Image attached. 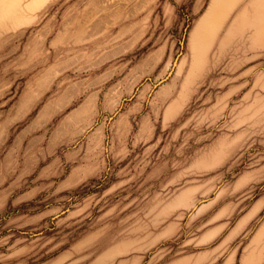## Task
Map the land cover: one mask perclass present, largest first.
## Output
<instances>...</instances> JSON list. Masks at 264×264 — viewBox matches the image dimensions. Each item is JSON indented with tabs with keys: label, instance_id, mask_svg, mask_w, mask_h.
I'll list each match as a JSON object with an SVG mask.
<instances>
[{
	"label": "rangeland",
	"instance_id": "1",
	"mask_svg": "<svg viewBox=\"0 0 264 264\" xmlns=\"http://www.w3.org/2000/svg\"><path fill=\"white\" fill-rule=\"evenodd\" d=\"M214 5L0 0V264H264V14L207 71Z\"/></svg>",
	"mask_w": 264,
	"mask_h": 264
},
{
	"label": "crops",
	"instance_id": "2",
	"mask_svg": "<svg viewBox=\"0 0 264 264\" xmlns=\"http://www.w3.org/2000/svg\"><path fill=\"white\" fill-rule=\"evenodd\" d=\"M258 1L214 0L213 8L211 6L208 8L209 13L202 25V32L198 36V39L207 41L205 49L199 54L204 57L205 64L209 63L207 71L211 70L212 56L216 48H219V44L225 51L233 48L236 44L238 46L243 31L249 26L257 24L259 12L262 11L264 14V0ZM216 26L218 27L216 28ZM213 28H216L215 33ZM200 46V42L194 43V50L199 52L202 49ZM196 48L199 49L196 50ZM249 257L250 255L246 256L248 260ZM221 264H239V246L229 256L227 255Z\"/></svg>",
	"mask_w": 264,
	"mask_h": 264
}]
</instances>
